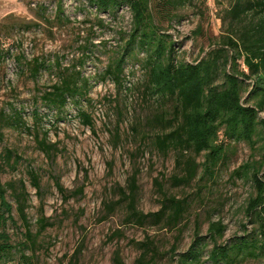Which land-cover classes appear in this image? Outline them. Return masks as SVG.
<instances>
[{"label":"rangeland","instance_id":"rangeland-1","mask_svg":"<svg viewBox=\"0 0 264 264\" xmlns=\"http://www.w3.org/2000/svg\"><path fill=\"white\" fill-rule=\"evenodd\" d=\"M235 2L187 0L177 7L172 20H164L162 29L176 42L178 60L195 62L230 34V9ZM63 5L64 14L73 22L59 25L57 0H0V177L3 183L11 181L16 186L19 179L25 180L30 194L26 213L34 232L42 205L53 222L36 245L27 246L25 226L14 209L15 221L6 226L13 253L3 264H25L23 253L31 257L32 264H116L117 254L125 264H139L141 243L158 251V264H180V254L190 247L197 232L205 246L202 259L211 264L208 257L214 243L208 228L212 221L226 227L218 241L221 244L255 235L256 223L247 214L253 183L233 172L247 161L264 159V127L254 147L226 142L227 152L214 176L205 174L197 163L195 178L189 184L178 183L174 178L185 173L187 163H176L175 150L165 154L153 143L161 130L154 117L168 110L172 101L146 94L145 72L135 58L126 64L121 86L103 78L109 60L124 44L120 32L131 29L129 8L97 13L86 0H63ZM100 18L103 26L98 24ZM250 18L235 22L234 28L243 29ZM85 39L92 41L89 58L81 67L89 80L87 96L69 99L59 111L42 98L56 79V71L48 65L56 59L65 67L75 64ZM18 56L23 62L42 57L46 67L33 77L22 72ZM252 83L247 81L249 89ZM81 110L92 115L93 127L83 123ZM260 117L264 119V111ZM44 131L57 144L51 157L38 147L36 134L42 136ZM220 139L224 140L222 133ZM7 148L21 157L16 170L4 165L7 162L1 154ZM31 169L39 174L41 194L31 184ZM132 177L137 186L136 206L144 213L161 206L156 179L168 195L187 201L185 217L176 228L127 222V201L117 202L131 190ZM56 178L70 194L68 200L57 189ZM9 199L16 207L14 197ZM108 203L115 205L114 210L109 211ZM237 264H264V256Z\"/></svg>","mask_w":264,"mask_h":264},{"label":"trees","instance_id":"trees-1","mask_svg":"<svg viewBox=\"0 0 264 264\" xmlns=\"http://www.w3.org/2000/svg\"><path fill=\"white\" fill-rule=\"evenodd\" d=\"M97 13L117 11L128 7L132 15L131 29L120 32L124 44L109 60L103 78H110L117 86L125 80V67L131 58H135L145 72L144 89L146 94L172 101L168 110H163L154 117L161 130L155 135V147L165 154L171 150L176 152V163H187L185 173L175 176L178 183L189 184L196 176L197 163H201L203 171L214 176L216 168L227 152L226 142H246L255 146L256 135L260 127H264V119L260 112L264 111V0H236L230 9L232 27L230 34L222 36L214 48L195 62L178 60L176 42L172 35L162 29L165 19L172 20L175 10L187 0H86ZM250 21L243 29L234 28L235 22L245 18ZM53 23L51 18L44 17ZM55 20L59 25L73 21L64 14L63 0H57ZM103 19L99 25L103 26ZM30 24V23H29ZM2 23H0V26ZM30 29V25H27ZM92 41L85 39L80 43V56L75 64L62 66L59 59L51 63L50 68L56 71V79L47 88L42 98L59 111L65 109L69 99L80 100L87 96L89 80L82 75L81 67L89 58ZM3 53L0 42V55ZM141 54H143L142 57ZM18 64L22 72H29L33 77L46 67V60L33 57L23 62L18 56ZM252 80L251 88L247 81ZM247 97L244 99V94ZM251 102L253 104H251ZM85 125L94 126L92 115L85 110L80 111ZM224 138L220 139V136ZM0 133V141L2 140ZM38 147L49 157L57 150V144L48 140V131L42 136L37 133ZM264 148V147H263ZM4 165L16 170L21 159L13 150L5 149L1 154ZM203 161H198V157ZM264 158V157H263ZM1 164V163H0ZM3 166V164H1ZM264 159L250 160L234 170L238 177H247L253 183L254 193L248 200L247 214L256 223L255 235L241 236L231 244H221L226 227L221 221H212L208 234L214 245L209 252L211 264H237L248 258L264 256ZM30 181L38 194H41L39 174L31 169ZM132 188L119 199L117 204L127 201V222L146 225L153 222L168 228H176L184 219L188 203L174 195H168L162 183L156 179L162 199L157 211L144 213L136 206V180L132 177ZM57 189L69 199L67 189L59 178L55 179ZM9 190L11 192L9 193ZM83 188L79 189L82 193ZM14 197L16 207L9 199ZM30 194L24 179H19L18 186L9 181L3 183L0 177V264L7 261L13 253L11 235L6 226L15 221L13 212L16 209L25 226L26 239L24 245L37 244V238L53 225L46 216L43 205L40 207L38 227L34 232L28 219L26 208ZM109 211L115 205L108 203ZM144 244V245H143ZM142 254L139 264H158V251L141 243ZM202 237L196 233L190 247L180 254V264H205ZM25 264H32L31 257L22 254ZM116 264H125L120 255L115 257ZM71 264H77L71 262Z\"/></svg>","mask_w":264,"mask_h":264}]
</instances>
